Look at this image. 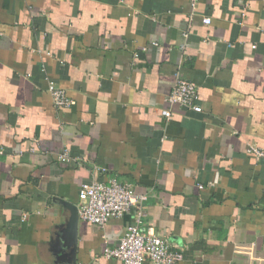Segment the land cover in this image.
<instances>
[{"label":"crops","instance_id":"0c3cea01","mask_svg":"<svg viewBox=\"0 0 264 264\" xmlns=\"http://www.w3.org/2000/svg\"><path fill=\"white\" fill-rule=\"evenodd\" d=\"M177 77L200 112L165 102ZM249 144L264 148V0H0V264H121L103 248L136 210L71 223L79 186L110 179L147 197L143 229L179 264H255Z\"/></svg>","mask_w":264,"mask_h":264},{"label":"built area","instance_id":"2783aa9c","mask_svg":"<svg viewBox=\"0 0 264 264\" xmlns=\"http://www.w3.org/2000/svg\"><path fill=\"white\" fill-rule=\"evenodd\" d=\"M197 1L191 0L192 5H195ZM202 22L208 25L210 19L204 18ZM49 92L56 108L63 109L73 105V101L66 97L65 92L53 83L49 85ZM197 98L196 85L177 77L165 102L171 106L200 112L201 108L196 103ZM162 113L167 118L170 116L168 110ZM246 151L256 162H264V148L249 144ZM68 156V151L64 150L60 160L65 162ZM198 187L202 189L201 185ZM146 199L145 195L135 193L130 184L116 179H110L107 182L82 183L78 188V217L84 222L103 228L110 219L121 218L134 209L136 210L134 223L126 228L114 247L104 246L103 256L107 259H116L121 264H144L145 262L179 264L183 260L181 250H176L151 228L143 229L142 218ZM255 264H264V257L257 258Z\"/></svg>","mask_w":264,"mask_h":264},{"label":"water","instance_id":"95a60500","mask_svg":"<svg viewBox=\"0 0 264 264\" xmlns=\"http://www.w3.org/2000/svg\"><path fill=\"white\" fill-rule=\"evenodd\" d=\"M78 219V211L77 208L74 207L73 213H72V218H71V223H75Z\"/></svg>","mask_w":264,"mask_h":264}]
</instances>
